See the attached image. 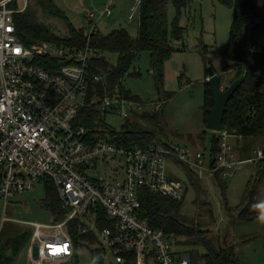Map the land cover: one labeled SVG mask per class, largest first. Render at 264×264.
<instances>
[{
    "label": "built area",
    "instance_id": "1",
    "mask_svg": "<svg viewBox=\"0 0 264 264\" xmlns=\"http://www.w3.org/2000/svg\"><path fill=\"white\" fill-rule=\"evenodd\" d=\"M16 1L0 0V203L7 206L11 198L49 179L69 210L59 223L30 224L33 264H67L74 257L68 225L75 220L80 234L97 238L91 246H97L103 264H191L190 256L174 251L179 243L175 234L155 230L141 218L140 192L183 201L186 186L168 175L169 166L200 177L219 172L228 179L246 163L256 167L264 148L241 160L226 131L217 132L220 152L213 162L197 144L196 149L173 142L126 149L108 140L91 143L78 125L83 108L126 122L146 113L142 102L119 92L89 97L91 64L102 56L90 36L99 31L100 20L113 15L116 0H109L98 15L86 13L91 29L82 48L49 42L26 46L18 38L14 16L25 11L27 0L22 9L13 7ZM143 1L135 0L130 22L136 12L141 16ZM229 85L222 84L221 90ZM161 107L154 104L153 111Z\"/></svg>",
    "mask_w": 264,
    "mask_h": 264
},
{
    "label": "rangeland",
    "instance_id": "2",
    "mask_svg": "<svg viewBox=\"0 0 264 264\" xmlns=\"http://www.w3.org/2000/svg\"><path fill=\"white\" fill-rule=\"evenodd\" d=\"M52 1L65 17H55L46 12L45 5L48 0H27L28 11L35 14L38 22L61 37L67 36L69 25L89 32L91 26L85 17L86 13L94 12L98 15V12L104 10L109 3V0ZM190 1V4L182 10L179 19L180 25L185 28L184 38L173 42L176 48H184V50L174 53L164 64L163 83L158 82L157 74L151 66L150 53L143 52L126 75L123 86L132 96L139 98L147 113H154V104H162L161 130L156 131L143 123L140 125L145 130L156 131L158 144L173 142L190 146L192 139L199 146L198 150L209 156L216 132L208 130L205 124L204 99L208 68L205 65L202 49L208 46L210 50L216 52L208 56L212 59L213 67L219 72L221 80L229 84L234 79L235 73L233 71L223 73V69L228 65L224 53L227 49L234 9L217 0ZM255 2L257 10L253 25L247 31V49L255 40L260 47L264 46V0H255ZM15 4L18 9L25 7L24 0H17ZM136 5L135 0H116L113 15L110 18H103L98 24L101 33L108 34L121 28L136 38L140 11L135 13L132 22L128 19L131 8ZM167 10L168 22L171 25L177 17L172 0H168ZM105 57L111 64L117 63V54L106 53ZM135 71L140 75L134 76ZM169 95L172 97L168 98ZM103 119L106 126L115 131H121L126 124V121L117 117L106 116ZM205 131L206 133L203 134ZM201 136H204V141H201ZM230 142L235 144L233 139H230ZM257 146L264 147L261 141ZM245 147L246 152L249 153L253 143ZM255 173L256 169L252 164L242 165L234 176L227 179V189L223 192L214 177L211 180H204L188 171H174L169 166L168 175L180 180L189 190L183 200L181 214L190 218L193 226L199 225V229L203 232L202 236L208 241V247L183 244L174 246V251L191 256L193 264H203L201 258L208 254L209 250L219 251L221 247L232 245L241 264H264V219L245 222L239 218V213L244 208L242 202L247 184ZM190 176L195 178L194 184L189 182ZM259 195V208L264 212V182ZM45 198V185L40 182L34 189L11 198L7 206L0 203V235L2 229L5 232L2 244L16 232L32 233L34 231L33 226L30 225L32 223L55 224L53 213L43 205L42 201ZM178 240L184 239L178 238ZM96 250L97 246H83L79 249V264H103ZM12 264H33L29 244Z\"/></svg>",
    "mask_w": 264,
    "mask_h": 264
},
{
    "label": "trees",
    "instance_id": "3",
    "mask_svg": "<svg viewBox=\"0 0 264 264\" xmlns=\"http://www.w3.org/2000/svg\"><path fill=\"white\" fill-rule=\"evenodd\" d=\"M219 3L234 9V18L231 24L229 40L226 52L224 53L228 65L223 69V73L233 71L234 79L229 83L246 75L245 82L238 89L228 103V110L225 113L223 127L230 136L240 137L247 144L250 141H261L264 144V46L260 47L255 40L252 46L247 49V31L254 22L257 10L255 0H217ZM177 11V17L170 25L168 22V0H144L141 7V16L136 38L132 37L125 29H115L108 34H102L99 30L91 35L92 45L100 50L101 57L95 59L89 71L90 93L89 97L96 95L104 97L119 92L127 98L140 101L137 96L125 89L123 81L130 69L139 59L141 53L149 52L151 66L157 74L158 82L164 81V64L176 52L183 49L176 48L174 41L184 38L185 28L180 23V14L189 4L190 0H172ZM13 7L17 8L16 4ZM45 10L50 15L63 18L65 14L60 11L52 0H48ZM28 7L22 13L14 16L17 26V35L26 46L40 44L43 42L54 43L59 46L82 48L87 41V34L84 29H77L72 25L67 27L68 34L61 37L53 32L49 27L38 22L34 13L28 11ZM251 50H254L252 53ZM106 53L118 55L116 64H111L105 57ZM214 53L205 46L202 49L205 65L212 68L216 74L219 72L213 67L212 59L208 54ZM207 69V70H208ZM133 73L139 76L140 73ZM101 77V82H95L94 77ZM208 74L206 73V79ZM224 82L221 80V85ZM205 124L209 117V110L213 107V102L209 93L208 82L205 81ZM167 97V96H166ZM169 95L168 98H171ZM162 108V107H161ZM161 110V109H160ZM134 114L133 120H128L121 131L109 129L99 111L89 107L83 108L78 118V125L85 128L91 143L99 140H108L117 147L126 149L149 148L158 144L156 131L161 130V113ZM144 124L152 127L156 131H148L140 125ZM203 132V134H205ZM191 145L196 149V142L192 139ZM204 141V136H201ZM219 133L216 132L209 156L212 162L219 154L220 146ZM264 148V147H263ZM256 173L248 182L243 197L244 208L239 213V218L245 222L255 219H264V213L257 211V200L260 194L261 185L264 182V159L256 166ZM218 186L224 192L227 189V179H223L220 173L213 176ZM45 185L46 198L43 205L54 215V223L63 221L69 210L65 208L59 198L53 182L49 179L41 181ZM2 178L0 175V186ZM142 202L141 218L146 220L149 226L155 230L165 232V234H175L179 240L178 245H196L208 247V241L203 237V232L199 225L193 226L192 220L181 214L183 201H175L148 190L140 192ZM79 222L75 220L68 225V231L75 242L76 250L74 257L67 264H79L78 252L83 246L96 245L98 242L94 235H82L78 229ZM5 232L2 229L0 235V264H12L23 249L29 244L32 233H14L2 244V237ZM252 238V237H251ZM246 241H249L245 239ZM191 264H193V258ZM203 264H241L234 246L221 247L219 251L211 249L209 253L202 256Z\"/></svg>",
    "mask_w": 264,
    "mask_h": 264
},
{
    "label": "water",
    "instance_id": "4",
    "mask_svg": "<svg viewBox=\"0 0 264 264\" xmlns=\"http://www.w3.org/2000/svg\"><path fill=\"white\" fill-rule=\"evenodd\" d=\"M207 74V82L209 85V93L213 102V107L209 110L206 128L214 132H223V121L225 113L228 110V103L245 82L246 75H243L241 78L235 80L226 90L223 91L221 90L220 74H216L212 68L207 70Z\"/></svg>",
    "mask_w": 264,
    "mask_h": 264
},
{
    "label": "crops",
    "instance_id": "5",
    "mask_svg": "<svg viewBox=\"0 0 264 264\" xmlns=\"http://www.w3.org/2000/svg\"><path fill=\"white\" fill-rule=\"evenodd\" d=\"M208 79V78H207ZM230 139H233V140H235V144H233V143H231L230 142ZM228 141H229V143H230V145L234 148V150H235V152H236V154L238 155V157L241 159V160H247V159H250V158H252L255 154H254V151L256 150V148L258 147L257 146V144L258 143H260V141H255V140H253V141H250L249 143H245L244 142V140H242L240 137H235V136H230L229 137V139H228ZM250 143H253V147H252V149H251V151L249 152V153H247L246 152V145H248V144H250ZM262 143V142H261ZM263 144V143H262ZM243 145V146H242ZM264 145V144H263ZM241 157H243V158H241ZM247 164H249V163H247ZM255 167V166H254ZM256 168V167H255ZM239 170V169H238ZM237 170V171H238ZM185 171H188V173H191V174H195L196 176H198L196 173H194L193 171H191V170H187V169H185ZM185 171H183V172H185ZM236 171V172H237ZM236 174V173H235ZM234 174V175H235ZM198 177H200V176H198ZM213 176H211V177H209L208 175H205V176H203V177H201V179H204V180H211V178H212ZM250 181V180H249ZM189 182L191 183V184H194V182H195V178H193V176H190V179H189ZM248 185V184H247ZM260 191H261V189H260ZM189 192V190L186 188V194ZM258 202H257V211L258 212H260V213H264V212H262V208H259L260 207V195H259V197H258V200H257ZM245 236H247V235H245Z\"/></svg>",
    "mask_w": 264,
    "mask_h": 264
}]
</instances>
